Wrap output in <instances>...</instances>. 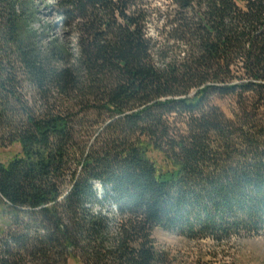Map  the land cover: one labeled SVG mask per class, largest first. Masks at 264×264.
I'll return each instance as SVG.
<instances>
[{
	"label": "trees",
	"instance_id": "obj_1",
	"mask_svg": "<svg viewBox=\"0 0 264 264\" xmlns=\"http://www.w3.org/2000/svg\"><path fill=\"white\" fill-rule=\"evenodd\" d=\"M52 8L66 38L35 0H0V148L23 150L0 161V264H174L158 227L264 230V0Z\"/></svg>",
	"mask_w": 264,
	"mask_h": 264
},
{
	"label": "rangeland",
	"instance_id": "obj_2",
	"mask_svg": "<svg viewBox=\"0 0 264 264\" xmlns=\"http://www.w3.org/2000/svg\"><path fill=\"white\" fill-rule=\"evenodd\" d=\"M147 1L151 8H159L160 13H163L170 3V0ZM35 2L39 8V17L42 22H48L52 25L50 32L60 38H66V30L59 26L56 13L52 8L54 0H35ZM164 18L162 14H152L149 20L150 34H156L157 30L162 28L166 21ZM209 98L210 104L219 108L230 119H233L237 113H242L240 108L242 100L236 95L216 93ZM250 104L248 100L247 105L252 106ZM261 112H264L263 108ZM22 152V147L19 144L0 148V161L6 162L7 159L21 155ZM97 193L98 202L91 206L94 210L99 211V208H104V211L107 212L115 209L110 200L103 201L104 195L100 190ZM153 237L159 248L170 252L171 257L174 258V264H193L197 261L206 264H264V230L252 235L237 234L230 240L219 243L210 237L188 238L177 231L166 230L162 227L154 230ZM66 264L83 263L79 259L70 257Z\"/></svg>",
	"mask_w": 264,
	"mask_h": 264
}]
</instances>
